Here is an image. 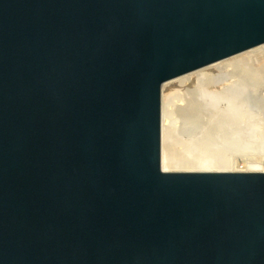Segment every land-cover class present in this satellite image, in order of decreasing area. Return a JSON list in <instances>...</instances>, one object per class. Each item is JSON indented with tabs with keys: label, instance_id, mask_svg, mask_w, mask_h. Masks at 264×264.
<instances>
[{
	"label": "water",
	"instance_id": "1",
	"mask_svg": "<svg viewBox=\"0 0 264 264\" xmlns=\"http://www.w3.org/2000/svg\"><path fill=\"white\" fill-rule=\"evenodd\" d=\"M0 264H264V0H0Z\"/></svg>",
	"mask_w": 264,
	"mask_h": 264
}]
</instances>
